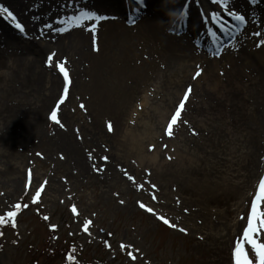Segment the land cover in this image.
<instances>
[{"label":"bare ground","instance_id":"obj_1","mask_svg":"<svg viewBox=\"0 0 264 264\" xmlns=\"http://www.w3.org/2000/svg\"><path fill=\"white\" fill-rule=\"evenodd\" d=\"M7 2L8 8H12L14 15L18 14L19 21L25 25V32L12 29L0 33L2 111L13 114L15 110H21L19 101L8 104L14 95L20 100L31 98L33 104L45 102L51 96L57 86L58 74L49 67L47 56L55 53L53 66L57 61H66L65 64L72 68L73 74L67 67L71 84L76 85L81 95L88 99L92 113L95 116L103 112L112 114L115 127L122 132L115 148H126L136 159L135 163L128 165L133 175L136 171H146L148 167L155 173L172 177L183 172H204L205 178L199 184L198 192L206 197L211 189L214 193L227 184H233V178L238 175L237 179L242 178V181L234 187L239 191L237 194L249 191L251 178L264 159V45L257 46L264 39V0H230V10L246 16L247 22L237 35L219 31L218 25L211 21V13L217 10L221 11L225 21L231 20L211 0ZM88 2L96 6V11L91 7H76ZM185 3L189 6L182 9ZM19 6L27 12H19L22 9ZM71 8H74V13L82 9L95 11L105 19L85 22L77 27L79 30L76 32L72 31L75 27L66 32L46 27L48 24L66 27L60 18L65 17ZM181 10L187 15L182 16ZM57 12L58 15L55 14ZM205 15L209 17L207 21ZM4 20L0 15V24ZM92 23L96 24L95 32L91 31ZM209 28L217 32L216 42L208 33ZM257 31L262 33L260 37L254 36ZM227 38L218 59L206 54L217 50L215 47ZM196 65H200L203 72L200 77L192 79ZM188 85L192 86V92L186 111L191 110L195 114L187 124L179 125L184 134L181 141L191 144L194 153L171 142V148L162 154L158 148L163 138L157 139V126L167 127ZM3 91L8 95L5 102ZM130 98H141L147 105L144 106L147 115L140 121L142 125L135 124L129 128L126 116L130 110L126 107ZM123 115L125 118H121ZM35 119L37 122L33 124L37 125L40 116L36 115ZM26 124L31 125L30 120ZM92 127L97 134L99 126L96 122ZM166 127H162L159 136L164 137ZM194 130L195 134L192 133ZM237 130L241 133L238 137L241 145L234 152L245 160L241 167L244 172L232 168L231 157L222 156L224 160L220 161L214 154L215 150H208L214 144L218 149L223 148L227 140L229 143L231 138L237 137ZM60 143L72 166L86 171L88 165L81 148L70 137L63 136ZM146 143L155 145L152 153L143 152ZM132 149L138 153L134 154ZM109 158L105 171L108 167L107 172L112 173L116 170ZM118 158L124 159L120 154ZM226 190L234 193L229 187Z\"/></svg>","mask_w":264,"mask_h":264},{"label":"rangeland","instance_id":"obj_2","mask_svg":"<svg viewBox=\"0 0 264 264\" xmlns=\"http://www.w3.org/2000/svg\"><path fill=\"white\" fill-rule=\"evenodd\" d=\"M0 4L9 6L7 0H0ZM89 5L88 2L76 7H91L96 11V6ZM19 12L24 14L27 10L22 8ZM71 14H75L74 8L69 9L66 16ZM6 20L10 19L5 18L2 23L5 30L0 24V33L16 30L14 26H7ZM232 23L233 20L229 25ZM76 30L79 29L75 27L72 31ZM49 67L58 74V82L45 102L33 104L31 98L20 100L14 95L8 104L19 101L21 110L12 114L0 109V215L14 210L16 203L21 204L16 226L12 227L11 223L0 226V264H33L34 261V264H233L232 250L247 225L251 200L259 178L264 176V159L251 178L249 191L241 190V195L234 189L242 181V178L237 179L238 175L233 178L235 183L214 193L211 189L207 197L198 192L204 172H183L172 177L155 173L148 167L133 175L128 165L136 159L126 148H115L122 132L115 127L112 114L103 112L95 116L88 99L81 95L76 85L68 86V95L57 110L60 124L50 119L51 110L63 95L64 81L55 66ZM65 67L70 66L65 64ZM69 70L73 74L71 67ZM36 87L37 84L33 88ZM2 93L6 96H3L5 102L7 91ZM129 101L126 107L130 110L126 116L129 128L135 124L140 126L147 115V105L141 98ZM194 114L187 110L183 119L189 121ZM36 115L40 116L37 125L33 124L37 122ZM29 120L31 125L26 124ZM95 122L99 126L97 134L92 127ZM180 125L174 128L171 137L159 136L166 125L157 126V139L163 138L158 148L162 154L172 143L194 153L191 144L181 141L184 134ZM237 134L229 143L227 140L223 148L218 149L214 144L208 150H215L220 161L224 160L222 156L231 157L232 168L241 171L245 160L234 152L241 145L240 130ZM63 136L70 137L84 152L86 171L68 161L60 143ZM154 147L146 143L143 152L152 153ZM132 152L138 153L134 149ZM118 154L124 159L118 158ZM108 158L116 170L112 173L107 172L108 167L105 171ZM227 187L235 194L227 192ZM38 190L41 195L34 202ZM140 203L146 208H141ZM25 204L27 208L23 207ZM148 207L153 212H148ZM159 216H164L176 227L165 224ZM86 220L92 221L88 232L83 231ZM181 228L186 231L181 232ZM121 245L129 247L121 248ZM129 251L136 256L135 261L128 256ZM69 254L74 257L72 261L67 259Z\"/></svg>","mask_w":264,"mask_h":264},{"label":"snow or ice","instance_id":"obj_3","mask_svg":"<svg viewBox=\"0 0 264 264\" xmlns=\"http://www.w3.org/2000/svg\"><path fill=\"white\" fill-rule=\"evenodd\" d=\"M255 2V0H253ZM211 3L213 5L218 6L219 9H222L224 13L227 14L228 17H231L232 20L238 22L237 24L233 25L234 31H239L240 26L244 25L246 21V16L244 14H241L239 11L236 10H230V0H211ZM189 5L185 3L182 5V9H187ZM0 15H4L6 19H10L12 23L14 24L15 28L18 29L21 33L25 32V25L21 23L17 17L14 15V13L8 8L5 7L3 4H0ZM181 15H187L186 11L181 10ZM105 19V17L99 15L95 11L90 10H80L75 14L67 15L63 18H60V22L63 25H66V27H54L51 24L46 25V27L52 31L56 32H66L69 30V28L73 27H80L85 22H91V21H100ZM205 21L209 19L207 15L204 17ZM211 21L215 22L218 27L219 31L224 32L225 34H230L228 32V28L225 26V19L224 16L221 14V11H213L210 16ZM91 31H96V24H91ZM208 33L214 38V42L218 40L217 32L214 31L212 28L208 29ZM262 35L261 32L257 31L254 33V36L260 37ZM264 45V39L260 40L257 46ZM214 55H220V50L217 49L214 53ZM54 56L55 53L49 54L47 56V62L49 66H52L54 63ZM66 61H57L55 63V67L58 69L59 73L63 76L64 81V88H63V95L60 96L56 107L51 110L50 112V119L60 124V120L58 118V109L61 104L64 103L65 98L68 95L69 92V85L71 84V79L69 75L68 69L65 67ZM203 69L200 65H196L195 74L193 75L192 79H196L202 75ZM192 92V86L188 85L186 91L183 92L182 98L178 101V104L176 105L174 112L171 114L166 127V134L171 137L174 135V126H177L179 124H187L188 121L184 120L182 118V114L186 111V104L189 101L190 94ZM81 108H84V105L81 104ZM63 126V125H61ZM108 129L112 130V124L111 122L108 123ZM195 134V133H194ZM104 159H107L105 157ZM127 175V173H125ZM31 173H29V176ZM129 179H132V177H129ZM155 185H152V188H155ZM43 189V185H41V190ZM41 191L38 190L35 194V197H33V201L40 197ZM153 199L155 197L153 196ZM123 203V202H121ZM141 208H146V206L143 203H140L139 205ZM24 208H27L28 205H23ZM21 209V204L16 203L14 205V210H8L3 215H0V226L7 225L11 223L12 227L16 226V218L17 214ZM148 212H153V209L148 207L146 209ZM72 211L75 213L76 208L73 206ZM159 219H161L165 224L169 225L170 227L175 228V224H171L168 219H166L164 216H159ZM243 218V217H242ZM45 220L48 219L47 216L44 217ZM91 220H86L83 224V231L88 232L89 227L91 225ZM53 228H55V225H52ZM181 232H185L186 229L181 228ZM2 235V233H0ZM129 246L121 245V248H126ZM138 251V249L136 250ZM128 256L135 261L136 256L133 254L132 251H129ZM67 259L69 261H72L74 257L69 254ZM232 260L233 264H264V176H261L258 181V186L255 190L254 196L250 203V211L247 216V225L243 229V234L241 238H238L235 242V246L232 250Z\"/></svg>","mask_w":264,"mask_h":264},{"label":"trees","instance_id":"obj_4","mask_svg":"<svg viewBox=\"0 0 264 264\" xmlns=\"http://www.w3.org/2000/svg\"><path fill=\"white\" fill-rule=\"evenodd\" d=\"M36 263V261L33 262V264ZM38 264V263H37Z\"/></svg>","mask_w":264,"mask_h":264}]
</instances>
